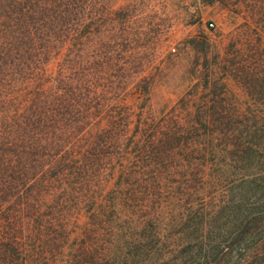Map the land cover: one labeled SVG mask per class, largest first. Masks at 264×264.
<instances>
[{
    "label": "trees",
    "instance_id": "trees-1",
    "mask_svg": "<svg viewBox=\"0 0 264 264\" xmlns=\"http://www.w3.org/2000/svg\"><path fill=\"white\" fill-rule=\"evenodd\" d=\"M117 1L0 0V264H264V0L187 75Z\"/></svg>",
    "mask_w": 264,
    "mask_h": 264
},
{
    "label": "rangeland",
    "instance_id": "rangeland-1",
    "mask_svg": "<svg viewBox=\"0 0 264 264\" xmlns=\"http://www.w3.org/2000/svg\"><path fill=\"white\" fill-rule=\"evenodd\" d=\"M122 1L118 0L117 3ZM186 1L187 5L181 7L182 0H168L167 10L158 12L155 18L150 15V20L158 21L160 26L169 25L165 34L174 38L169 47L174 48L175 51H182L180 66L176 71L183 75L188 74L186 70L191 57V52L188 53L184 44L189 39L200 40L206 37L211 47H216L221 40L220 33H225L233 26L240 24L247 14V5L253 4L252 0H232L234 4L224 7L218 1ZM225 83L229 93L236 99V104L243 106L245 94L240 86L230 77L225 78Z\"/></svg>",
    "mask_w": 264,
    "mask_h": 264
}]
</instances>
